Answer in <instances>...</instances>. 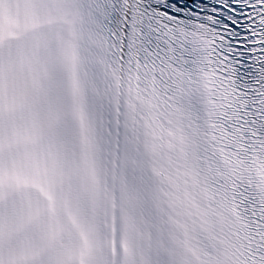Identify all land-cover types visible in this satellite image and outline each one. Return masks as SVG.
Listing matches in <instances>:
<instances>
[{
    "label": "snow or ice",
    "instance_id": "snow-or-ice-1",
    "mask_svg": "<svg viewBox=\"0 0 264 264\" xmlns=\"http://www.w3.org/2000/svg\"><path fill=\"white\" fill-rule=\"evenodd\" d=\"M0 264H264V0H0Z\"/></svg>",
    "mask_w": 264,
    "mask_h": 264
}]
</instances>
